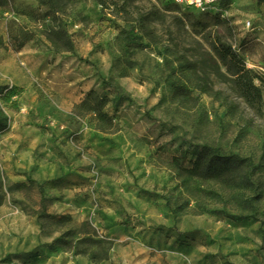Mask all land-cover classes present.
<instances>
[{
  "label": "rangeland",
  "instance_id": "rangeland-1",
  "mask_svg": "<svg viewBox=\"0 0 264 264\" xmlns=\"http://www.w3.org/2000/svg\"><path fill=\"white\" fill-rule=\"evenodd\" d=\"M103 2L0 0V264H264V3ZM58 25L73 53L47 40ZM218 41L263 79L261 105ZM103 95L112 123L90 110ZM195 146L247 159L253 190L186 176ZM39 186L71 220L39 217Z\"/></svg>",
  "mask_w": 264,
  "mask_h": 264
},
{
  "label": "trees",
  "instance_id": "trees-1",
  "mask_svg": "<svg viewBox=\"0 0 264 264\" xmlns=\"http://www.w3.org/2000/svg\"><path fill=\"white\" fill-rule=\"evenodd\" d=\"M99 1L101 4L104 3L103 0ZM255 1L257 4L264 3V0ZM30 40H32V37L24 39L18 48H23ZM47 40L58 52H74V43L69 38L67 32L59 25L48 31ZM208 46L216 59L215 63L224 69L225 76L233 84L241 97L250 105H261L263 101L262 89L258 83L263 82V79L256 72L247 68L245 60L239 51L231 45L221 43L220 41L210 43ZM210 90L212 89L208 86L200 89L201 93H207ZM91 96L92 93H89L87 100L83 103L84 105L87 104ZM110 102V98L107 95H103L96 99L93 107L90 109L96 114L97 120L102 124L112 123V118L105 112V108ZM191 155L194 158L191 167L181 169L189 178L213 181L231 191H238L240 194L253 190L255 185L252 180L251 166L247 159L239 155L223 154L220 150L210 146H195L191 150ZM31 182L34 183V181ZM38 189L41 195L40 218L50 220L57 218L56 222L58 224L66 220H71L70 217L66 216L56 217L48 215L47 208L49 200L45 196L43 187L39 186ZM248 202V200L243 201L244 204ZM72 234L75 236L80 235V233L73 232ZM81 235L84 236L83 232ZM85 240L84 242L87 243L98 244L97 241L90 238ZM56 245L72 249V243L65 238L57 240Z\"/></svg>",
  "mask_w": 264,
  "mask_h": 264
},
{
  "label": "built area",
  "instance_id": "built-area-1",
  "mask_svg": "<svg viewBox=\"0 0 264 264\" xmlns=\"http://www.w3.org/2000/svg\"><path fill=\"white\" fill-rule=\"evenodd\" d=\"M177 6L185 9H193L200 13H208L223 0H172Z\"/></svg>",
  "mask_w": 264,
  "mask_h": 264
}]
</instances>
